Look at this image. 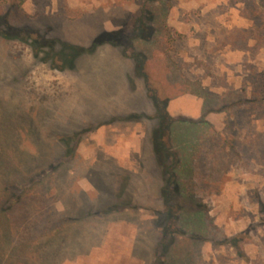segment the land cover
Wrapping results in <instances>:
<instances>
[{"label": "rangeland", "instance_id": "rangeland-1", "mask_svg": "<svg viewBox=\"0 0 264 264\" xmlns=\"http://www.w3.org/2000/svg\"><path fill=\"white\" fill-rule=\"evenodd\" d=\"M8 29L24 32L0 37V154L20 200L0 264H264V0H0ZM102 33L125 48L46 60ZM136 53L169 99L168 202Z\"/></svg>", "mask_w": 264, "mask_h": 264}, {"label": "trees", "instance_id": "trees-1", "mask_svg": "<svg viewBox=\"0 0 264 264\" xmlns=\"http://www.w3.org/2000/svg\"><path fill=\"white\" fill-rule=\"evenodd\" d=\"M156 16L152 11L147 12L145 19L150 22L148 24H153ZM146 23H138L139 27V35H137L138 39L145 42H150V37L155 33L154 27L146 26ZM20 32L13 29H8V31L0 32V37L6 39H20ZM24 32V31H23ZM22 32V33H23ZM25 34V33H24ZM119 33H102L100 36L94 39L91 46L87 49H83L81 47L71 45L69 43H59V41H53L51 44H59L61 46L59 52H50L46 54V60L51 61V65L54 69L57 70H64L65 68H73L76 59L81 56L82 54H93L95 50L101 46H112V47H121L125 48V45L122 44V39L118 36ZM135 37V38H137ZM27 40H30L34 46V54L38 56L43 48V45L38 40H31L30 32L26 30ZM21 40V39H20ZM27 42V41H26ZM49 44L48 48L52 49V45ZM132 61L135 64V71L139 77H142L145 81V85L147 88V93L149 98L151 99L154 108L156 109L157 116L159 118V127L156 129L152 136V145L153 151L156 155L157 162L159 166L162 168V176L166 179V185L162 189V195L166 202L169 201L168 195L169 190L168 185L172 183L170 180L174 178V168L168 165L170 159L175 158V154L171 151V147L168 143V137H165V133L168 132L169 126L171 124V119L167 113V104L168 98L162 97L156 91L152 92L150 89L151 79L149 75L145 72V66L148 63L147 57L145 55H141V53H136L132 56ZM155 90V89H154ZM169 135V134H168ZM167 136V134H166ZM69 140L66 137H61L60 141L65 142ZM175 162V159L173 160ZM176 164V162H175ZM7 170L9 167L5 161V157L0 154V239L6 241L8 233H6L5 225L7 221L10 219V213L12 209L7 206L9 201H13L15 204H19L20 197H15L13 193H8L7 190V181L3 178L7 175ZM22 196V195H21ZM2 261V256L0 255V263Z\"/></svg>", "mask_w": 264, "mask_h": 264}]
</instances>
